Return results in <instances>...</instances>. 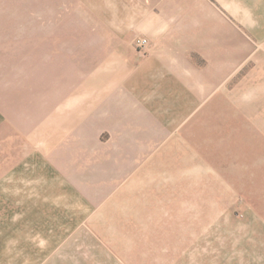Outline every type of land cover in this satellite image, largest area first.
I'll list each match as a JSON object with an SVG mask.
<instances>
[{"label":"rangeland","instance_id":"1","mask_svg":"<svg viewBox=\"0 0 264 264\" xmlns=\"http://www.w3.org/2000/svg\"><path fill=\"white\" fill-rule=\"evenodd\" d=\"M121 1L0 0L3 257L31 262L79 230L137 256L116 264H264L263 47L232 26L242 41L227 30L217 50L250 49L226 74L190 51L176 82L136 87L128 58L105 55Z\"/></svg>","mask_w":264,"mask_h":264},{"label":"crops","instance_id":"2","mask_svg":"<svg viewBox=\"0 0 264 264\" xmlns=\"http://www.w3.org/2000/svg\"><path fill=\"white\" fill-rule=\"evenodd\" d=\"M109 8L103 32L105 55L128 58L122 72L127 74V83L136 87L144 82L146 88L156 73L165 74V81L173 79L176 82L178 57H190V51L208 54L212 59L210 66L218 65V72L208 68L206 72L226 74L230 66L242 63L250 49L247 45L237 51L224 50L221 53L217 50L220 42L213 41L227 30L231 31L236 41H242L240 33L235 32L232 26H249L264 49V0H122ZM140 38L148 40L145 49H138L136 45V40ZM222 77H217L216 83ZM156 116L151 113V117L145 119L160 120ZM158 136L151 138L155 141ZM151 145L140 143L137 149L145 152L154 147ZM41 244V254L35 251L37 248L29 252L38 256L36 260L33 256L31 262L12 257V252L8 258L3 257L0 250V264H116L113 255L123 261L126 259L128 263L131 258H137L135 253L123 251L122 245L114 247L113 244L111 248L117 249L113 255H108L103 245L79 230L72 239L50 244V240L43 238ZM83 244L91 247L88 258L82 256ZM142 250L146 251L145 248ZM142 259L144 264V256Z\"/></svg>","mask_w":264,"mask_h":264},{"label":"built area","instance_id":"3","mask_svg":"<svg viewBox=\"0 0 264 264\" xmlns=\"http://www.w3.org/2000/svg\"><path fill=\"white\" fill-rule=\"evenodd\" d=\"M148 43V40L146 38L143 39H137L136 40V45L139 49L144 48Z\"/></svg>","mask_w":264,"mask_h":264}]
</instances>
